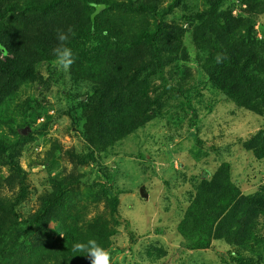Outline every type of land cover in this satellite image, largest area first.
I'll return each instance as SVG.
<instances>
[{"label": "trees", "instance_id": "1", "mask_svg": "<svg viewBox=\"0 0 264 264\" xmlns=\"http://www.w3.org/2000/svg\"><path fill=\"white\" fill-rule=\"evenodd\" d=\"M183 3L0 0V264H87L84 253L72 251L75 243L96 239L112 248L122 222L117 171L101 165L97 155L145 127L170 95H184L183 87L171 86L167 70L179 52L185 57L189 30L205 49L203 70L222 98L263 117L243 147L264 160V38L254 26L264 3L244 0L247 8L234 15L235 9L224 10L225 0H206L203 12L173 19ZM68 27L75 33L68 41L74 63L66 71L54 69L56 29ZM217 53L225 56L223 63H216ZM53 87L60 89L57 99L69 100L62 115L84 141V152L50 135L61 116L38 110L41 92ZM182 103L193 111L186 98ZM41 116L45 120L36 127ZM41 141L47 150L30 168L42 166L50 187L32 212L25 209L29 172L20 161L40 155L35 150ZM232 168L223 161L211 176L203 175L178 232L190 251L219 241L227 247L220 254L224 264H264V187L246 194ZM166 254L154 246L146 250L153 262Z\"/></svg>", "mask_w": 264, "mask_h": 264}, {"label": "rangeland", "instance_id": "2", "mask_svg": "<svg viewBox=\"0 0 264 264\" xmlns=\"http://www.w3.org/2000/svg\"><path fill=\"white\" fill-rule=\"evenodd\" d=\"M243 1L225 0L224 10L235 9L234 15H240L239 7L247 8ZM206 8V0H184L180 7L182 13L177 11L172 18L183 21V14L192 16ZM254 26L259 39L264 38V7ZM193 40L191 31H187L183 38L185 57L179 52L177 60L167 70L171 86L183 87L184 95H170L161 110L151 112L152 120L145 127L97 155L101 165L117 171L114 191L120 193L122 222L119 235L108 250L113 264H224L220 254L227 247L219 241L213 242L214 247L209 250L190 251L184 247V239L178 232L195 194V185L203 175L211 176L223 161H229L234 182L246 194L264 187V160H257L243 147L260 130L263 117L222 98L203 70L205 49ZM56 80L53 77L51 81ZM153 84L159 85V82ZM41 94L39 97L37 93L41 99L39 112L46 110L50 116H61L52 125L50 135L59 138L66 148L75 146L86 151L84 141L70 130V119L62 115L68 109L69 100L57 99L61 95L58 87ZM184 98L193 111L183 105ZM44 120L41 116L36 127ZM40 143L35 150L40 155L24 156L20 161L29 172L31 193L25 209L31 208L32 212L36 210L37 197L50 187L42 166L30 168L31 162L40 161L47 150L44 143ZM198 151L202 152L201 158L196 155ZM2 167L6 174V166ZM84 170L94 178L95 171L90 167ZM142 188L148 193V199L141 197ZM95 213L91 211L90 217ZM149 246L163 248L166 256L150 261L146 256Z\"/></svg>", "mask_w": 264, "mask_h": 264}, {"label": "clouds", "instance_id": "3", "mask_svg": "<svg viewBox=\"0 0 264 264\" xmlns=\"http://www.w3.org/2000/svg\"><path fill=\"white\" fill-rule=\"evenodd\" d=\"M75 33L72 27L56 29V45L52 48L53 64L61 69L68 70L74 63L75 57L68 41ZM225 56L217 53L215 61L223 63ZM73 252L84 253L83 258L87 264H113L111 253L105 249L96 239H88L86 242H77L72 247Z\"/></svg>", "mask_w": 264, "mask_h": 264}, {"label": "water", "instance_id": "4", "mask_svg": "<svg viewBox=\"0 0 264 264\" xmlns=\"http://www.w3.org/2000/svg\"><path fill=\"white\" fill-rule=\"evenodd\" d=\"M141 196H142L144 199H148V198H149V195H148V193L146 192L145 188H142V190H141Z\"/></svg>", "mask_w": 264, "mask_h": 264}]
</instances>
